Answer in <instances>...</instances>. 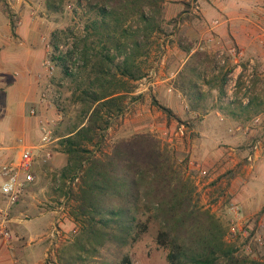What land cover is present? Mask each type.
<instances>
[{
	"label": "trees",
	"instance_id": "1",
	"mask_svg": "<svg viewBox=\"0 0 264 264\" xmlns=\"http://www.w3.org/2000/svg\"><path fill=\"white\" fill-rule=\"evenodd\" d=\"M165 2L77 0L94 18L77 26L79 34L70 29L52 33L49 57L62 77L57 84L61 88L69 80L71 96L81 106L75 120L55 132L62 136L59 150L67 156L59 178L63 185L77 184L70 196V216L78 231L57 253L61 264L95 258L108 243L128 246L149 230L152 221L161 226L157 245L166 251L169 264H264L237 255L238 250L224 241V228L199 205L191 179L155 135L137 133L104 150L112 120L124 115L125 101L135 92L130 84L147 77L138 62L160 30L157 17ZM91 37L98 44L90 43ZM189 70L185 65L176 79L182 91L188 87ZM121 78L123 88L118 85ZM153 105L169 121L183 123L172 109L156 100ZM57 109L62 115L60 105ZM119 264L133 262L126 255Z\"/></svg>",
	"mask_w": 264,
	"mask_h": 264
},
{
	"label": "crops",
	"instance_id": "2",
	"mask_svg": "<svg viewBox=\"0 0 264 264\" xmlns=\"http://www.w3.org/2000/svg\"><path fill=\"white\" fill-rule=\"evenodd\" d=\"M21 2L17 0L20 5L15 7L13 20L0 10V163H12L19 159L25 148H30L36 155V181L12 210L10 227L14 249H9L0 238V264H45L52 244L56 242V247L70 244L78 227L69 213L74 202L69 193H63V183L59 178V171L67 163V156L59 150L58 142L62 136L57 137L54 133L55 142L50 146L54 150L53 156L44 164L45 151L40 147L37 121L30 115L32 108H37L40 114L56 115V118L59 113L48 111L39 101L45 80L43 62L48 56L47 45L39 39L45 20H40L32 11L35 6L32 0H23V9L20 8ZM211 2L216 10L203 9L198 20L189 16L182 25L187 47H182L184 42L178 39L181 47L176 54L183 61L179 72L185 65H190L186 74L188 87L184 91L178 89L174 80L176 74L170 75L165 67L169 63V40L178 38L174 33L162 37L159 76L149 85L155 88L154 93L159 94L165 105L159 103L172 109L178 118L184 120L183 123H187L188 127L182 124L179 129L185 127V130L190 128L196 132L197 137L192 144L197 149L193 151L203 160V167L212 171L203 186L206 189H221V186L228 189L229 194H237L236 201L250 212L256 205V194L247 190L252 188L245 184L244 179L257 180L264 186L263 169L257 163L264 155V0ZM187 12L182 9L179 14ZM216 21L219 22L217 25ZM196 39L204 42L205 49L196 47ZM212 39L228 47L235 46L244 53L242 58L233 57L228 61L227 69L240 74V88L231 96L225 93L226 78L215 59L217 47L209 42ZM250 69L253 70L252 87L247 95L244 81ZM171 80L174 88L169 87ZM174 91L184 98V107L175 102L171 94ZM245 97L249 98L247 104L244 103ZM256 118H260L258 124L255 123ZM144 120L141 118L137 122L140 125ZM170 122L174 121L165 117V124ZM58 129L62 132L61 127ZM58 129L55 127V132ZM249 145L255 147L256 152L254 156L250 155L254 164L250 165L247 175L241 179V174H237L232 181L222 185L223 180H218L224 173V167H237L242 161L241 153L247 151ZM53 178L54 183L49 185ZM54 224H58L62 238L53 242L50 237L49 247L43 249L40 246V229L46 226V233H50Z\"/></svg>",
	"mask_w": 264,
	"mask_h": 264
},
{
	"label": "rangeland",
	"instance_id": "3",
	"mask_svg": "<svg viewBox=\"0 0 264 264\" xmlns=\"http://www.w3.org/2000/svg\"><path fill=\"white\" fill-rule=\"evenodd\" d=\"M32 2L35 4L32 11L35 12L36 17L40 18V20H45V24L42 25L39 34V39L43 40L44 44L47 45V48L50 46L48 49V55L53 51L50 45L53 32L70 29L74 30L76 34H79L81 28L78 30L76 29L77 26H83L89 22V19L91 20L94 18L93 13L86 14L81 10L77 0H32ZM21 4L22 6L20 8L23 9V0ZM19 5L20 4H17V0H0V10H3L11 18L14 17L13 13L15 12V7ZM46 5H49V7L47 8ZM182 9L188 10L189 12L185 15L182 13L179 14ZM203 9L216 10V6L211 0H166L161 15L157 17V23L160 25V30L152 36L150 39L151 45L146 50L147 53L140 58L138 62L140 66H142L143 73L147 74V77L135 84H130L136 88L135 94L129 95L125 101L127 109L124 115L112 120V125L107 133V141L104 144V150L110 151L113 143L137 133H152L155 135L173 156L177 168L181 170L186 178L191 179L196 189L195 194L199 205L203 207V209L210 210L224 228V241L238 250L237 255L241 257L246 256L252 260L257 259L264 261V243L262 246H259L252 242L253 253H249L247 249L249 242L252 241L251 237L258 229L259 221H264V186H261V183L257 180L244 179L245 184L252 188L247 190L254 193V195L256 194L255 199L257 202L254 209L250 212H246L241 202L236 201L237 194H229L227 192L228 189H222V186L221 189H206L203 185L209 180L212 171L209 172L207 170L208 176L203 177L201 175V170L205 169L203 167V160L193 151V149L196 150L197 148H193L192 144L193 140L197 137L196 132H192L189 128L181 133L179 131V126L184 124L185 127H188L186 122L178 123L173 120L174 122H170L166 125V116L161 114L162 112L157 107L153 106L154 100L164 104V101L160 98L159 94L154 93L155 88L149 85V83H154L159 76V46L164 43L161 42L162 37H169L171 33L178 34V38H174V40L172 38L169 40L168 45L170 47L167 54L169 63H166L167 66L165 65L170 75L173 76L176 74L174 75V80H176L179 74V69L183 64L182 57L179 58L176 54L181 47L178 44L183 41L184 44L182 47H187L185 46L187 44H185L186 42L182 35V25L185 20L189 19V16L198 20ZM175 20L178 21L175 22ZM179 38L181 41L178 40ZM176 41H178L177 44ZM199 41V39H196L194 42L197 44ZM90 43L98 44L96 37H91ZM61 49H63V47ZM221 68V71H223L221 73L225 75V80H227V76L231 70H225L223 67ZM61 79L60 71L57 69L54 72V81L57 84ZM168 83L169 87L174 88V85H172L173 80ZM118 85L123 88L122 78L119 80ZM61 92L63 93V99L60 104V109H62L63 113L62 119L56 122L55 127L57 128L61 127L62 123V127H64V125L74 121L76 115L81 109L80 103L77 102L75 97L71 96V84L69 80H64ZM171 94L174 95L177 105L179 107H184V98L179 97L178 93L175 91ZM56 111L60 113L58 109ZM64 116H66V118ZM52 117L56 119V115ZM141 118L145 120L139 125L140 122L137 121ZM35 125L34 122V127ZM257 131L259 130L257 129ZM188 141L190 142L189 144ZM255 152V147L253 148L252 145H249L247 151L241 153L242 161L239 164L240 166L238 165L235 168H232L231 166L224 167V173L221 174L218 181H220V179L223 180L222 185H224L231 179L235 178L237 174H241V179L243 176H246L250 165L254 164L253 161L251 162L248 160V156H254ZM258 162L262 166L264 173V155L263 159L260 157L257 163ZM243 170L244 173H242ZM52 183H54V178L48 182L49 185H52ZM262 184L264 185V182ZM62 188L64 189V194L67 195V193H69V196H72V192L75 193L77 191V184H64ZM233 204L240 206L244 216V220H242L243 222H237L238 224H236L237 231H240V229L243 231H236V233H233V228L231 226V220L234 219V215L231 213L230 207ZM40 230H42L40 232L41 235H39V237L42 238V242H40L42 244H40V246L45 249L47 246L49 247V233H46V226H43ZM160 230V224L152 221L149 225V230L136 242L125 247H118L116 244L108 243L105 247L100 249L97 257L87 261H77L75 264H119L121 259L126 255L132 259L133 264H169L166 259V251L163 248H159L157 245V235ZM262 235L264 237V233ZM70 244L64 243L60 247L53 246L50 253H53L54 259L58 261L57 253H61V251ZM58 263L61 264L59 261Z\"/></svg>",
	"mask_w": 264,
	"mask_h": 264
},
{
	"label": "built area",
	"instance_id": "4",
	"mask_svg": "<svg viewBox=\"0 0 264 264\" xmlns=\"http://www.w3.org/2000/svg\"><path fill=\"white\" fill-rule=\"evenodd\" d=\"M198 8V7H197ZM219 22L216 21L215 25ZM209 42L214 43L217 47L216 49V61L219 67H223L227 70L229 59L236 57L242 58L244 53L239 50L235 46H226L219 40L212 39ZM196 47L199 50L205 49L204 42L199 41L196 44ZM50 46H48V49ZM43 68L45 71V80L44 85L41 90L39 101L42 105H44L48 111L57 110V107L62 102V93L61 88L54 81V72L56 71V67L49 57L43 62ZM252 76L253 70H248V75L244 81V91L247 95L250 93L252 87ZM240 88V74H238L235 70H231L227 76V80L225 82V93L228 96L233 95ZM249 102V98H244V103L247 104ZM30 115L36 118L37 126L40 132V147L44 149L45 155L43 157V162L48 163L53 156L52 149L50 146L55 142V126L56 122L61 119V114H58V117L54 119L52 116L47 114H40L37 108H32L30 110ZM260 122V118L255 119V123L258 124ZM181 133L184 132L185 127H180ZM35 160L36 155L30 148H25L21 156L18 160L4 164L0 163V194L2 195L3 201L0 202V238L4 240L9 247V249H14L13 243V233L11 232V214L14 206L19 202V200L23 197L28 187L36 181L35 174ZM249 161H253L252 156L248 157ZM201 175L208 176V171L206 169L201 170ZM231 213L234 215V219L231 220V226L233 233H236V224L239 222H243L244 216L242 214L241 208L237 204H233L230 207ZM238 222V223H237ZM239 231V230H238ZM237 231V232H238ZM243 231L240 229L239 232ZM264 221H259L258 229L255 231L254 235L251 237V240L247 246L248 252L253 253L254 250L252 248V242L255 245L262 246L264 243ZM246 235V234H245ZM49 237H51L52 241H56L59 238H62V233L59 229L58 224H54L51 232L49 233ZM54 239V240H53ZM52 246H56V242L52 244ZM45 264H59L56 259H54V254H48L46 258Z\"/></svg>",
	"mask_w": 264,
	"mask_h": 264
}]
</instances>
